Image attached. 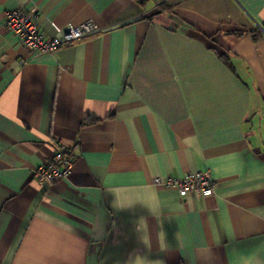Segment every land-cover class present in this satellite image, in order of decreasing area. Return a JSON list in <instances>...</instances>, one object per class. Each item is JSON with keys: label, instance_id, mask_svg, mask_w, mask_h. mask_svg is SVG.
I'll return each instance as SVG.
<instances>
[{"label": "crops", "instance_id": "obj_1", "mask_svg": "<svg viewBox=\"0 0 264 264\" xmlns=\"http://www.w3.org/2000/svg\"><path fill=\"white\" fill-rule=\"evenodd\" d=\"M17 6L100 31L37 53ZM0 264H264V0H0Z\"/></svg>", "mask_w": 264, "mask_h": 264}, {"label": "built area", "instance_id": "obj_2", "mask_svg": "<svg viewBox=\"0 0 264 264\" xmlns=\"http://www.w3.org/2000/svg\"><path fill=\"white\" fill-rule=\"evenodd\" d=\"M3 24L7 30L20 38L23 46L37 53L54 52L100 31L97 24L85 21L78 25L66 24L62 32L46 36L40 29L35 12L27 11L23 6L6 10ZM71 166L72 158L67 146L58 143L49 159L35 170L34 176L39 182L52 181L56 177H67ZM152 183L156 186L194 192L202 196L211 195L214 186V180L208 170L188 172L181 177H154Z\"/></svg>", "mask_w": 264, "mask_h": 264}, {"label": "trees", "instance_id": "obj_3", "mask_svg": "<svg viewBox=\"0 0 264 264\" xmlns=\"http://www.w3.org/2000/svg\"><path fill=\"white\" fill-rule=\"evenodd\" d=\"M254 38V37H253Z\"/></svg>", "mask_w": 264, "mask_h": 264}]
</instances>
